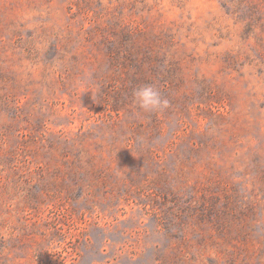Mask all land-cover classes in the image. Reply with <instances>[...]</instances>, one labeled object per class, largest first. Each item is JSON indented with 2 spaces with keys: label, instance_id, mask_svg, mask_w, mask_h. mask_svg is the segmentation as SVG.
<instances>
[{
  "label": "rangeland",
  "instance_id": "obj_1",
  "mask_svg": "<svg viewBox=\"0 0 264 264\" xmlns=\"http://www.w3.org/2000/svg\"><path fill=\"white\" fill-rule=\"evenodd\" d=\"M0 264H264V0H0Z\"/></svg>",
  "mask_w": 264,
  "mask_h": 264
},
{
  "label": "clouds",
  "instance_id": "obj_2",
  "mask_svg": "<svg viewBox=\"0 0 264 264\" xmlns=\"http://www.w3.org/2000/svg\"><path fill=\"white\" fill-rule=\"evenodd\" d=\"M133 103L144 112L163 111L170 107L168 99L163 98L152 84L143 85L133 91Z\"/></svg>",
  "mask_w": 264,
  "mask_h": 264
}]
</instances>
